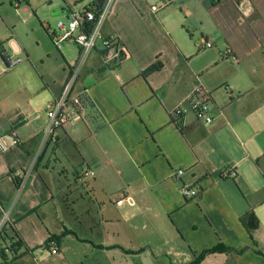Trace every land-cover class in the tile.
Listing matches in <instances>:
<instances>
[{
    "label": "crops",
    "instance_id": "crops-1",
    "mask_svg": "<svg viewBox=\"0 0 264 264\" xmlns=\"http://www.w3.org/2000/svg\"><path fill=\"white\" fill-rule=\"evenodd\" d=\"M102 1L79 0V9L61 7L53 16L69 20ZM199 1L211 3L216 21L213 31L204 21L192 25L199 42H221L242 66L250 43L264 42V0ZM159 3L114 2L102 32L119 39L129 57L111 68L98 48L78 70L80 49L65 43L58 50L41 20L32 29L44 48L36 54L0 14V48L20 60L7 70L0 56V134L12 143L0 157V230L8 215L24 245L15 264H191L194 253L218 244L248 250L200 264H264V234L241 222L264 206V102L252 98L250 80L212 74L228 60L195 53L180 7L154 13ZM24 9L31 17V7ZM75 75L69 100H81L85 118L46 137L48 112ZM197 85L210 94L213 123L188 113L180 126L172 112ZM231 169L234 180L220 176ZM122 193L133 202L118 207ZM6 241L0 250L13 243Z\"/></svg>",
    "mask_w": 264,
    "mask_h": 264
},
{
    "label": "built area",
    "instance_id": "built-area-1",
    "mask_svg": "<svg viewBox=\"0 0 264 264\" xmlns=\"http://www.w3.org/2000/svg\"><path fill=\"white\" fill-rule=\"evenodd\" d=\"M26 0H11V3L16 7H19L21 3ZM116 0H107L103 8H91L86 10L82 14H74L68 20V22H60L57 26V30H51L49 28V36L58 50L63 48L65 43L75 44L81 52L78 70L84 65L89 56L101 48L103 63L106 67L111 68L120 65L128 57L129 53L123 43L114 36L105 37L103 35V26L109 17L112 6ZM181 2V0H161L159 5L153 6L152 11L158 13L160 10L168 8ZM199 52L212 49L214 44L210 41L202 40L196 44ZM0 54L3 55L7 70H12L19 63L20 60H12L4 49L0 48ZM224 60H234L231 50H227L222 53ZM76 80L75 77L71 78L67 84L65 91L60 99L57 100L55 106L48 112V126L46 137L52 135L55 131L64 129L68 125H72L85 118V109L80 99L69 100L70 91ZM211 97L210 94L204 89L202 85H197L191 91V93L173 110L172 118L179 123L180 126H185L186 117L188 113H192L196 120L203 122L206 126L213 123V118L209 112ZM70 110L74 111V116L70 115ZM12 149L11 137L7 134H0V157L9 152ZM185 174V170H179L177 177L181 178ZM222 178L234 180L236 178V172L226 170L220 173ZM186 196H198V193L193 190L186 189L184 191ZM132 203L133 197L130 194H120L119 198L115 202L116 205L123 206L125 203ZM9 224V216L6 215L1 223V232ZM51 254H59L58 246L56 242H51L49 245ZM4 253L7 256L14 257L16 253L10 247V245H4L2 247Z\"/></svg>",
    "mask_w": 264,
    "mask_h": 264
},
{
    "label": "rangeland",
    "instance_id": "rangeland-1",
    "mask_svg": "<svg viewBox=\"0 0 264 264\" xmlns=\"http://www.w3.org/2000/svg\"><path fill=\"white\" fill-rule=\"evenodd\" d=\"M1 1L0 14L6 20V22L11 25L9 30L13 31L14 26L16 30V37L22 41L28 42V48L39 55H41V48L43 47L41 46L40 48L38 46L36 34H34L32 30L36 22L38 26H40L39 21L41 20L45 29V23H47L50 25L49 27L51 30H57V26L60 22L66 23L68 22V20L66 18L61 19L60 16H53L54 13H57L58 10L61 9V7L65 6L70 7L74 10L79 9L75 8L74 6L75 3L79 0H26L25 2L21 3L19 7H16L15 3L12 4L11 0ZM259 2L260 1L257 0V3ZM65 3H67L68 5ZM27 5L31 7V17L29 12L25 11L24 9V7H26ZM208 5L209 7L206 8L202 5V3H200L199 0H192L184 5L181 2L175 4V6L180 7L178 8L179 16L183 18V20H185V24L186 26H188L191 33H195V39H192L190 35L185 34V38L189 43L192 44L195 53L198 52L196 44L199 42V40L197 37L198 35L193 29L192 25L199 27L200 23L204 21L206 22V26L209 27V31H213L215 29V11L210 9L211 3H208ZM221 10L222 14L228 13L225 7H223ZM33 18H35V20ZM176 25L180 27L178 23ZM0 27H2V25H0ZM223 45L224 44L219 42L214 48L206 50L207 52H204H206L205 54L217 52V54H219L220 52L224 53L227 50ZM65 46H63V48ZM249 49L252 54L248 57V59H246L242 66L234 65L231 60H228L227 62H229V65H220L217 69H215V71H213L212 74L219 75L220 79L230 78L232 82H237L241 79L250 80L255 89V94L252 96V98L259 97L260 99H262L261 102H264V42L260 41L258 43L257 41H252L250 43ZM220 58L223 59L222 55ZM254 213L260 221V226L257 229V232L262 235L264 234V206L257 208Z\"/></svg>",
    "mask_w": 264,
    "mask_h": 264
},
{
    "label": "trees",
    "instance_id": "trees-1",
    "mask_svg": "<svg viewBox=\"0 0 264 264\" xmlns=\"http://www.w3.org/2000/svg\"><path fill=\"white\" fill-rule=\"evenodd\" d=\"M106 1L107 0H103L102 2L92 6L91 8L101 9L105 5ZM91 8H89V9H91ZM0 56L3 57L2 54H0ZM160 68H161V65L157 64V65L153 66L149 71H156V70H159ZM89 102H90V100L88 98L84 99V103L85 104L89 103ZM89 106H90L91 109L95 108L93 103H91V104L89 103ZM16 183L18 185H20V181L19 180H16ZM241 222L243 223L245 228L250 233L255 231V230H257L259 228V226H260V221H259L258 217L256 216V214L254 212H249L246 216H244L242 218ZM8 227H10V224H8L7 227L4 228V230L0 234V242L1 241L7 242L6 239H10L11 241H13V243H10V247L14 250L16 255L14 257L7 256L4 253V250L2 248L0 250V253H1V256H2L3 264H15L16 261L19 259L18 253L24 247V245H23L22 241L18 238L17 234L14 233V228L13 227L9 228V232L13 234V238H10V236L8 235V229H7ZM53 241L57 242L58 238H52L48 242V245H50V243L53 242ZM247 250H248V248L237 250V249L226 247L223 244H218L216 247L208 249V250H205L202 253H194L195 259H194V261L191 264H200V263H202L205 260V258L207 256L212 255V254L235 252L236 254L242 255Z\"/></svg>",
    "mask_w": 264,
    "mask_h": 264
}]
</instances>
